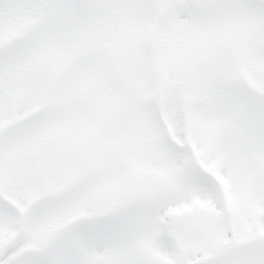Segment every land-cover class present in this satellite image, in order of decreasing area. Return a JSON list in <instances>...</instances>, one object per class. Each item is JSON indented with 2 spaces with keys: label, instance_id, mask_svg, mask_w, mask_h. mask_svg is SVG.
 Wrapping results in <instances>:
<instances>
[{
  "label": "snow or ice",
  "instance_id": "1",
  "mask_svg": "<svg viewBox=\"0 0 264 264\" xmlns=\"http://www.w3.org/2000/svg\"><path fill=\"white\" fill-rule=\"evenodd\" d=\"M0 264H264V0H0Z\"/></svg>",
  "mask_w": 264,
  "mask_h": 264
}]
</instances>
